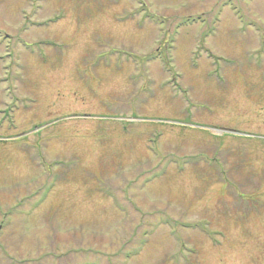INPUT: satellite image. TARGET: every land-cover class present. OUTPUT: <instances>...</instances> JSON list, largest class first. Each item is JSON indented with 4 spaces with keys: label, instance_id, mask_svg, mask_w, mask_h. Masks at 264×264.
<instances>
[{
    "label": "rangeland",
    "instance_id": "1",
    "mask_svg": "<svg viewBox=\"0 0 264 264\" xmlns=\"http://www.w3.org/2000/svg\"><path fill=\"white\" fill-rule=\"evenodd\" d=\"M0 264H264V0H0Z\"/></svg>",
    "mask_w": 264,
    "mask_h": 264
}]
</instances>
